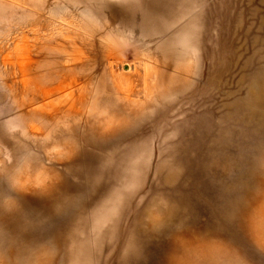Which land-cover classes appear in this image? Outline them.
I'll list each match as a JSON object with an SVG mask.
<instances>
[{
	"label": "rangeland",
	"instance_id": "1",
	"mask_svg": "<svg viewBox=\"0 0 264 264\" xmlns=\"http://www.w3.org/2000/svg\"><path fill=\"white\" fill-rule=\"evenodd\" d=\"M0 264H264V0H0Z\"/></svg>",
	"mask_w": 264,
	"mask_h": 264
}]
</instances>
